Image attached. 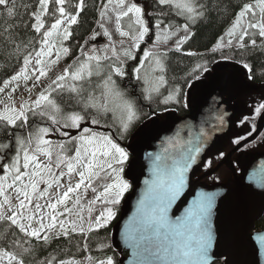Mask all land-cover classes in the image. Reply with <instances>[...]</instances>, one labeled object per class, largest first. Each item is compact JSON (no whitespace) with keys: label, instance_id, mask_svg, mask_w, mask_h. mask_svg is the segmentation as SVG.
Instances as JSON below:
<instances>
[{"label":"snow or ice","instance_id":"6c2138e0","mask_svg":"<svg viewBox=\"0 0 264 264\" xmlns=\"http://www.w3.org/2000/svg\"><path fill=\"white\" fill-rule=\"evenodd\" d=\"M155 5L157 11L146 14L145 6L136 0H101L95 21L101 31L91 29L78 49L79 55L50 78L49 72L62 57L71 55L65 42L73 37V26L80 23L85 0H37L31 11L25 5L28 20L19 17L16 0H0L5 8L0 13L4 19L0 28V69L15 67L12 60L19 65L0 86V93L9 89L7 102L0 99V264H117L106 253L103 258L91 255L87 240L92 232L107 228L115 220L118 206L131 188L123 175L130 154L118 139L126 137L141 111L118 80L130 75L127 62L137 60L141 44L154 36V43L142 52L131 75L141 83V96L149 104L187 107L179 98V86L167 95L162 91L168 85V53L181 51L194 35L193 26L209 20L213 12L225 10L221 0H155ZM231 7L235 13L232 23L212 51L234 47L246 50L250 42L253 50L264 53V0H244ZM173 12L182 23L174 22ZM153 14L157 19L150 24L146 16ZM109 24L120 37L118 42ZM21 30L35 35L25 39ZM101 35L108 43L96 47L92 42ZM256 37L260 38L259 44ZM173 39L174 48L162 49ZM126 41L131 43L126 45ZM243 67L251 79V66L244 63ZM208 71L207 63L201 62L189 75L199 81ZM22 83L29 96L17 107L14 94ZM37 88L42 90L32 99ZM53 94L64 98L63 103ZM65 105L71 110L66 111ZM253 112L254 116L245 120L255 130V119L264 117V103L256 105ZM36 117L44 126L29 124ZM217 120L222 125L223 115ZM92 125L115 127L116 137L96 131ZM70 130H76V134ZM50 135L68 139L53 140L48 138ZM201 136L207 133L201 132ZM235 142L239 144L240 140ZM201 146L198 142L178 156L149 154L152 178L144 181L146 187L136 212L121 233L132 250L133 264H212L217 194L199 192L181 215L173 218L171 214L185 193L187 173ZM89 190L93 194L90 199ZM97 205L100 211L93 215ZM74 234L84 237L76 245L79 251L88 253L83 261L75 255L59 258L52 253L39 258L46 246L62 238L71 243ZM255 239L264 246V235ZM108 248L111 244L99 242V251Z\"/></svg>","mask_w":264,"mask_h":264},{"label":"water","instance_id":"95a60500","mask_svg":"<svg viewBox=\"0 0 264 264\" xmlns=\"http://www.w3.org/2000/svg\"><path fill=\"white\" fill-rule=\"evenodd\" d=\"M223 68L224 65L216 67L206 80L190 88L186 116L169 111L163 118L154 117L127 146L132 158L125 177L133 189L123 201L112 233L113 248L122 256L120 264H133L134 261L132 250L123 242L121 233L124 224L136 212L138 200L146 187L144 181L152 178L149 154L178 156L198 142L202 145L201 151L187 173L184 195L173 206V218L181 215L199 192L216 193L213 215L216 240L211 252L212 264H229V261L231 264H264V246L255 239L257 235H264V230L256 231L264 217V183H261L264 153L251 154L240 160L237 163L240 176L232 160L241 148L256 141L263 133L264 117L259 118L256 131L250 138L228 154L214 170L195 180L207 159L229 144L237 133V123L247 112L246 105L235 103L231 86L233 77ZM241 70L239 68L238 72L243 74ZM218 115L224 117L222 125L217 120ZM201 132L207 136L202 137ZM165 149H168L167 153ZM225 166L233 173L230 182L212 186L202 183L203 179L217 174Z\"/></svg>","mask_w":264,"mask_h":264},{"label":"trees","instance_id":"16d2710c","mask_svg":"<svg viewBox=\"0 0 264 264\" xmlns=\"http://www.w3.org/2000/svg\"><path fill=\"white\" fill-rule=\"evenodd\" d=\"M242 2H244V0H221V3L224 5L225 10H221L220 12H213L209 20L199 22L196 26L194 37L183 47V49H181L180 52L176 51L168 53L167 90H170V88H173L174 86H179L181 88L180 99L182 101L186 102V95L188 93V90L192 87H188V84L194 85L196 82H198L189 75V73H191L193 67L197 63L206 62L209 71H211L214 66L223 62H233L240 65L248 63L251 68H254V72H256L258 68H261V64L262 62H264V53H261L259 49L253 50L250 42L246 50H240L234 47L224 50H217L215 52L212 51L213 47L219 41V37L223 35L226 28L232 22L235 13L233 11V7L231 6H235ZM16 3L18 5L19 17L23 20H28L29 17L26 15L25 5L27 6V10L31 11L33 9V6L37 3V0H16ZM73 3H75V0H73ZM144 3L148 7L150 6L152 12L155 13V11H157L155 1L144 0ZM100 6L101 0H85V9L84 12L81 13L80 23L76 25L74 29L81 28L85 20H88V28L85 31L86 35L89 34V31L91 29H95V21L98 18V10ZM4 12V6H0V13ZM172 18L177 19L178 23L183 22L180 17H175L174 12L172 14ZM156 19L157 17L154 15L152 20H150L152 21L150 23H154ZM17 22H20L19 18L17 19ZM165 22H167V18H165ZM3 23V17H0V28H2ZM21 35H23L24 38L27 39L29 36L35 35V33L31 31L24 33L21 30ZM256 39L258 42H260L259 37H257ZM79 42V36H73L69 45L72 43L77 44ZM77 45L79 49V46L81 44ZM73 50L74 55H77L78 50L76 51V49L74 48ZM186 52H196L198 55L188 56L184 54ZM139 53L140 51L136 53L137 57H139ZM11 65H15V67L9 66L7 69H0V86H2V81L8 78V76L14 74L19 67V65H16L15 60L11 61ZM208 72L202 75V80H204ZM120 85L132 99H135L139 102L137 106L140 111L143 112V121L137 122L133 126L128 139L126 141H124L123 139H118V142L121 144V146H124L127 143L130 144L131 141L135 138L136 133L143 129L153 116H158L162 118L164 114L169 110H177L181 116H186L188 114V110H186V107H184L182 104L164 107L162 105L156 106L155 104H149L148 102L144 101L141 96L142 85L141 83L137 82L132 75H129L123 80H120ZM66 108L70 109L68 106ZM33 122H37L36 124L40 125L43 124L42 122H40V118L34 119V121L30 120L29 124L31 125L33 124ZM246 125L248 126L246 128V135H249L254 130H252L251 124ZM94 129L100 132H109L114 136V138L116 137L117 132L112 128L95 127ZM2 137L3 133H0V138ZM129 162L130 160L127 162L125 170L127 169ZM131 191L132 187L130 188L129 192ZM119 214L120 211L118 212L115 221H112V223L107 228H102L98 231L92 232L87 240L91 255H93L94 257L103 258L106 253L109 256H113L117 264H119L121 256L112 246V232L113 227L119 220ZM256 230H264V218L257 225ZM83 240L84 237L74 234L72 236L71 243L63 240V238L59 241H54L51 246H46V248L40 253L39 258L43 259L46 254L52 253L54 255H57L59 258H69L75 255L76 259L83 261L85 255H88V253L79 251L76 247V245L81 243ZM99 242L111 244V248L105 249L104 252H101L98 250ZM61 249H68V251L62 252L60 251ZM125 256H127V254H125ZM215 264H224V262H217Z\"/></svg>","mask_w":264,"mask_h":264},{"label":"flooded vegetation","instance_id":"af4514ba","mask_svg":"<svg viewBox=\"0 0 264 264\" xmlns=\"http://www.w3.org/2000/svg\"><path fill=\"white\" fill-rule=\"evenodd\" d=\"M223 69L225 70L226 73L230 74L233 77L231 86H232V92L234 95L235 103L240 104V105L243 104V106H245L246 102L244 101V98H246L247 95H250V94H253V95L256 94L255 95L256 97H253L254 101L248 103L250 106H252V104L256 105L257 103L258 104L264 103V62H262L261 68H258L256 72H254L253 70L254 68H252V72L250 74L252 76L251 79H249V73L247 69L242 68L241 71H243V74H240L238 72L239 66L225 64ZM258 120L259 118L255 119V130L257 128ZM244 124H246V121L243 117L241 121L237 124V133L233 135L234 137L231 139L229 144L223 145L224 147L222 149L223 151L207 159L206 164L202 169V172L196 176L195 180L202 178L205 174L214 170L217 166L221 164V162L228 156V154L234 151L243 141H245L246 139H248L254 134L255 130L251 134L242 137L241 135L244 130L242 125ZM263 135H264V132L261 134V136L256 141L244 146L233 156L232 160L236 167L238 176L241 175V170L239 169L237 165V163L240 160H243L245 157L251 154L264 153ZM237 139L240 140L239 144L235 142ZM209 161L211 162V164L208 163ZM232 175H233L232 171L227 166H225L217 174L209 178L203 179L202 183L211 185V186L216 185V184H226L230 182V180L232 179ZM232 181H234V179Z\"/></svg>","mask_w":264,"mask_h":264},{"label":"rangeland","instance_id":"374dc122","mask_svg":"<svg viewBox=\"0 0 264 264\" xmlns=\"http://www.w3.org/2000/svg\"><path fill=\"white\" fill-rule=\"evenodd\" d=\"M152 1H155V0H152ZM104 2L106 3V0H104ZM136 2L137 3H139V4H141V5H144L145 6V11H146V14L151 10L148 6H146V4L144 3V0H136ZM99 10H100V8H99ZM99 10H98V13H99ZM154 13V12H153ZM153 16H154V14L152 15V16H146V18L148 19V20H152V18H153ZM174 20V22L175 23H178V20L177 19H173ZM232 23V22H231ZM231 23H230V25H231ZM153 24V23H152ZM179 24V23H178ZM198 24V23H197ZM197 24L195 25V26H193V28H192V31L193 32H195L196 31V26H197ZM230 25L226 28V30L224 31V33H223V35L222 36H224V34H225V32L227 31V29L230 27ZM74 27L75 26H73V29H72V31H73V36L74 37H78L79 36V40H80V42L79 43H77V44H82L83 43V39H85L86 37H87V35L85 34V31H86V29L88 28V20H85V22H84V24H83V26L81 27V28H76V29H74ZM108 27H109V29L110 30H113V28H114V26H113V24H109L108 25ZM95 30H97V31H101L100 29H98L97 28V25H96V27H95ZM153 31H154V29H153ZM181 35H183V33H181ZM194 37V35L182 46V49H183V47L192 39ZM113 38L118 42L119 40H120V37L118 36V34L117 33H115V31L113 30ZM257 38V37H256ZM71 39L72 38H70L68 41H66L65 42V46H67V47H69L70 49H71V55H69L68 57H66V58H64V57H62V59H61V61L59 62V64L57 65V66H55L54 67V69L52 70V71H50L49 72V77L50 78H54L55 77V75H57V74H59L62 70H63V68L67 65V64H69V63H71L72 62V60L73 59H75V57H76V55H74V50H72L73 49V47H72V45H76V43H72V44H70L69 45V43H70V41H71ZM225 39H227V37L225 38ZM147 44H141V50H140V53L138 54V56L139 57H137V60H130V61H128L127 62V65H126V68L127 67H129V64H135V63H138V61L139 60H141L142 59V52L144 51V50H147V48H149V47H151V45H152V43H154V36H151L150 38H147ZM246 41H248L247 40V38H246ZM99 42V43H98ZM100 42H103V43H100ZM106 43H108V41H107V38H105V37H103V35H101V36H99L95 41H93L92 42V44H94L96 47H101V46H103L104 44H106ZM131 43V41H126V45L127 44H130ZM257 43L259 44L260 42H258L257 41ZM118 47H119V45H118ZM162 47V49H164V48H168V47H172V48H174V39L172 40V41H169V43H168V45H162L161 46ZM224 49H228V48H222V49H220V50H224ZM139 52V51H138ZM171 52H176V51H171ZM78 54H79V51H78ZM146 64H147V62H145ZM167 63H168V61H167ZM170 65V64H169ZM222 65V64H221ZM220 65H217V67H219ZM241 66V65H240ZM242 67V66H241ZM208 73H212V72H208ZM207 73V74H208ZM206 74V75H207ZM166 77H167V73H166ZM42 79H44V82L45 83H47V82H49V80L48 79H45V78H42ZM202 80V79H201ZM31 83V81H29V84ZM118 83L120 84V80H118ZM121 86V85H120ZM168 86V85H167ZM167 86L164 88V89H162V91H163V93H164V95H167L168 94V92L172 89V88H170V90H167ZM174 87H176V86H174ZM122 88V87H121ZM42 89H39V88H37V89H34L33 90V93H32V99H35V97H36V93H38L39 91H41ZM8 91H9V89H5V93H0V99H5V97H6V94L8 93ZM167 91V92H166ZM54 95V97L57 99V101L58 102H61V103H63V99L64 98H61V97H59V96H57L56 94H53ZM256 94H250V95H247V97L246 98H244V101L246 102V107H247V112H246V115H244L245 116V118L246 117H248V118H251V117H253L254 116V112H253V109H254V107L256 106V105H258V103L255 105V104H252V106H250L248 103L249 102H252V101H254V98L253 97H256L255 96ZM28 96H29V94H28V92L24 89V87H23V83L21 84V87H20V89H18V91L14 94V99L16 100V106L18 107L19 106V103L21 102V99H27L28 98ZM259 96V95H258ZM130 97V96H129ZM180 98V97H179ZM5 102H7L6 101V99H5ZM138 101H137V105H138ZM153 104H155V103H153ZM156 106H157V104H155ZM160 105H162V106H164V107H167V106H174V105H178V104H176V103H169L168 105H163V104H160ZM67 107V105H65V110L66 111H69L70 109H67L66 108ZM141 108V107H140ZM3 109V105L2 104H0V110H2ZM252 111V112H251ZM142 117H143V112H141V117H140V119L138 120V121H136L135 123H134V125L137 123V122H142L143 121V119H142ZM37 118H39V117H36V118H34V119H37ZM108 120H109V122L111 123V121H112V114L111 113H109L108 114ZM246 121V124H248L249 123V121H247V120H245ZM246 124H244V125H242V127L244 128V130H243V132H242V137H244V136H246V128L248 127ZM133 125V126H134ZM133 126H132V128H133ZM92 127H99V126H96V125H92ZM102 128H105V127H102ZM110 128H112V129H114L116 132H117V129L115 128V127H110ZM132 128L130 129V131L128 132V134L126 135V137L123 139L124 141H126L127 139H128V137H129V135H130V132H131V130H132ZM74 132L72 133V134H76V130H73ZM240 134V133H239ZM263 137H264V135H263ZM262 137V138H263ZM48 138H50V139H53V140H57V138H60V140H67L68 138L67 137H65V138H62V137H59L58 135H50ZM129 160H130V156H129ZM128 160V161H129ZM124 178H125V171H124ZM126 179V178H125ZM41 187H44L43 185H41ZM131 187H132V185H131ZM55 189H53V191H54ZM130 190V189H129ZM129 192V191H128ZM125 193V195H124V197H123V199H122V201H124V199H125V196L127 195V194H129V193ZM92 193H91V191L89 190V192H88V199H90L91 197H92ZM121 201V204L118 206V211H117V215H118V212L121 210V207H122V204H123V202ZM100 208H101V206L100 205H97L96 206V211H94V213H93V215H96V214H98V212L100 211ZM116 218H117V216H116ZM115 218V219H116ZM113 221H115V220H113ZM112 223V222H111Z\"/></svg>","mask_w":264,"mask_h":264}]
</instances>
